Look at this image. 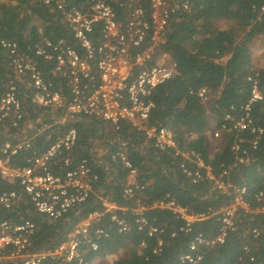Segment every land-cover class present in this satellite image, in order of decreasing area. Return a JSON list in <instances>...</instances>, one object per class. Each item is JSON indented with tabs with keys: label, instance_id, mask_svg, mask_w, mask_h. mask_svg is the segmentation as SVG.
<instances>
[{
	"label": "trees",
	"instance_id": "16d2710c",
	"mask_svg": "<svg viewBox=\"0 0 264 264\" xmlns=\"http://www.w3.org/2000/svg\"><path fill=\"white\" fill-rule=\"evenodd\" d=\"M102 1L113 7L117 20L123 24L128 0ZM135 1L148 9V0ZM177 1H187L189 9L180 10L171 17L166 30V43L163 45L164 51L176 63V71L151 91L150 98L155 107L150 112L147 125L169 129L176 147L199 152L204 161L212 166L216 176L228 168V175L224 178L230 186L220 190L209 181L190 183L179 168L182 158L173 154V148L163 151L155 149L142 133L126 122L116 129L95 117H68L59 122L62 115L60 109L49 110L31 104V85L15 75L7 53L0 47V94L9 84L15 83L26 111L18 129L11 127L8 121L0 123V138L13 139L15 133L23 136L31 124L45 121L50 126L32 138L33 144L42 151L63 130L74 127L77 140L71 156L74 162L85 158L97 175L85 200L56 219L36 212L24 196L17 206L9 210L0 207V220L19 222L29 219L35 223L30 252L57 245L76 223L88 213L96 211L101 213L99 226L109 234L107 237L89 234L91 239L96 240L98 247L92 250L82 243L81 264H92L96 258L120 248L128 249V253L113 264H187L180 262V255L189 252L188 245L197 234L213 237L218 233L220 222L216 220L215 213L231 202L235 186L245 187V198L255 205L254 194L264 189V103L256 101L251 105L253 122L262 127L263 134L255 149L249 148L246 141L249 153L243 163L234 164V154L230 150L234 133L222 130L221 124L231 107L237 110L249 101L251 83L247 80L248 76L257 73L259 90L264 94V67L254 66L250 48L254 38L264 36V10L260 9L264 0ZM56 2H61L66 9L84 10L92 0H50L49 4H44L42 0L2 1L0 38L15 41L20 50L32 55L35 45L44 39L55 41L62 38L79 50L63 21L61 11L56 8ZM218 19L233 21L242 31L241 34L238 35L233 29L214 27ZM97 37L98 31L95 29L91 38L96 41ZM35 59L43 78L52 80L55 89L67 95L65 80L51 71L53 63L39 57ZM201 88L206 89L205 99L197 94ZM208 114L214 118L213 128L221 131L224 137L223 145L213 155L210 154L207 140L210 129ZM242 135L249 140L248 132H242ZM117 152L124 154L136 169L135 176H130ZM55 161L56 164H52L50 170L59 174L64 168L59 167V160ZM187 164L193 166L189 162ZM133 179L145 185L142 192L136 194L140 203L151 205L168 194L189 211L206 213L208 216L195 221L185 231L181 229L183 222L169 210L148 208L145 215L150 224L163 229L158 235L162 239V248L155 254L152 250L157 236L149 237L145 230H137L129 212L135 204V198L123 197V188ZM1 189L19 191V186L15 182L0 179ZM104 198L114 202L118 208L126 209L124 216L129 223L126 232L116 231L109 214L101 205ZM116 212L121 213L119 209ZM235 219L236 229L228 233L224 243L205 249L202 258L195 264H264V219L259 215L241 213ZM254 227L259 230L257 237L251 233ZM243 245H249L253 260L249 259L250 254L242 250ZM200 249L202 247L194 252ZM50 263L46 261L44 264ZM59 264L79 263L72 261Z\"/></svg>",
	"mask_w": 264,
	"mask_h": 264
},
{
	"label": "built area",
	"instance_id": "2783aa9c",
	"mask_svg": "<svg viewBox=\"0 0 264 264\" xmlns=\"http://www.w3.org/2000/svg\"><path fill=\"white\" fill-rule=\"evenodd\" d=\"M42 2L49 4L50 0ZM56 8L61 11L63 21L79 50L62 38L55 41L44 39L35 45L32 55L20 50L15 41L0 38V47L7 53L11 69L22 82L26 80L32 87L31 104L49 110L60 109L62 115L59 122L68 117H95L115 129L126 122L135 131L142 133L155 149L163 151L173 148V154L182 158L179 168L190 183L209 181L214 188L220 190L230 186L224 178L228 175V168H224L216 176L212 166L204 161L199 152L177 148L169 129L147 125L150 112L155 107L150 98L151 91L176 71V63L163 49L167 25L176 12L189 9L188 2L148 0L146 10L135 0H128L123 24L117 20L113 7L102 0H92L84 10L66 9L61 2H56ZM260 9L264 10V4ZM95 29L98 31L96 41L91 38ZM35 57L53 63L51 71L65 80L67 95L55 89L52 80L43 78ZM256 77L257 73L247 77L251 83L249 101L240 105L237 110L231 107L221 124L222 130L234 133L230 144L234 164L245 162L249 148L255 149L263 134L262 127L253 122L251 114L253 102L264 103V94L259 90ZM197 94L205 99L206 89H199ZM25 113L16 84H9L0 94V123L8 121L11 127L18 129ZM49 126L48 122H37L27 127L23 136L15 133L13 139L0 138V179L15 182L19 186V191L0 190L1 208L9 210L17 206L24 196L36 212L56 219L83 202L92 190L93 182L97 179L96 173L91 170L85 158L74 162L71 156L77 140L74 127L63 130L42 151L33 144V136ZM242 132L250 134L249 140ZM117 155L128 168L130 176H135L136 169L125 155L120 152ZM55 160H59V167L64 168L59 174L50 170L51 165L56 164ZM187 162L193 166H188ZM144 187V184L133 179L125 185L122 193L124 198H135V204L129 212L137 230H145L149 237L157 236L152 250L155 254L162 248V239L158 235L163 229L150 224L145 215L148 208L169 210L183 222L181 229L185 231L195 221L208 216L206 213L189 211L168 194L151 205L140 203L136 194L141 193ZM244 194L245 187H234L231 202L215 213L216 220L220 222L218 233L213 237L197 234L188 245L189 252L180 255V262L195 264L202 258L205 249L224 243L228 233L236 229L237 214L259 215L264 219V189L254 194V206ZM101 205L118 233L129 229L124 216L126 209L118 208L106 198L101 200ZM117 209L121 213L116 212ZM100 215L96 211L88 213L67 231L60 243L34 252H30L29 248L35 235V223L29 219L19 222L2 219L0 264H44L46 261H50V264L72 261L81 264V244L88 245L92 250L98 247L96 240L91 239L89 234L97 237H107L109 234L98 224ZM251 233L253 237H257L259 230L254 227ZM199 247L202 250L194 252ZM242 250L250 254L249 259L253 260L249 245H243Z\"/></svg>",
	"mask_w": 264,
	"mask_h": 264
},
{
	"label": "rangeland",
	"instance_id": "374dc122",
	"mask_svg": "<svg viewBox=\"0 0 264 264\" xmlns=\"http://www.w3.org/2000/svg\"><path fill=\"white\" fill-rule=\"evenodd\" d=\"M7 1V0H0ZM214 27L222 29H233L240 35L241 30L231 20L218 19L214 23ZM252 51V59L255 67H264V36H258L253 39L250 44ZM208 121L210 129L207 132V140L209 145L210 154H215L223 145L224 137L221 131L214 129L215 121L214 118L208 114ZM128 249H116L111 252L105 253L103 256L96 258L92 264H113V262L123 256H126Z\"/></svg>",
	"mask_w": 264,
	"mask_h": 264
}]
</instances>
